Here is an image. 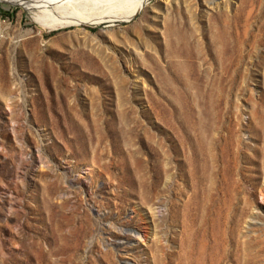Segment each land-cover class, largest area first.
<instances>
[{
  "label": "rangeland",
  "instance_id": "374dc122",
  "mask_svg": "<svg viewBox=\"0 0 264 264\" xmlns=\"http://www.w3.org/2000/svg\"><path fill=\"white\" fill-rule=\"evenodd\" d=\"M5 2L0 264H264V0Z\"/></svg>",
  "mask_w": 264,
  "mask_h": 264
},
{
  "label": "bare ground",
  "instance_id": "6f19581e",
  "mask_svg": "<svg viewBox=\"0 0 264 264\" xmlns=\"http://www.w3.org/2000/svg\"><path fill=\"white\" fill-rule=\"evenodd\" d=\"M4 1H8L10 3H28L31 4L33 8L40 10L41 13L45 12L44 14H38L35 17L36 23L42 29L45 30H55L70 25H78L81 23L99 24L100 22L105 21L104 17L101 18L100 15H91V14L81 15V16L80 15L56 16L55 14H53L52 11L58 8V4L62 0H4ZM111 1H115V3L118 5V7L115 6L116 7L115 9L118 8L117 10L120 12L118 16L112 15L111 17H109L111 18L109 21L112 22L116 20L128 21L131 18L135 17L137 13L143 11L144 7L148 4V2L145 0H111ZM48 7H51V9H49Z\"/></svg>",
  "mask_w": 264,
  "mask_h": 264
},
{
  "label": "water",
  "instance_id": "95a60500",
  "mask_svg": "<svg viewBox=\"0 0 264 264\" xmlns=\"http://www.w3.org/2000/svg\"><path fill=\"white\" fill-rule=\"evenodd\" d=\"M145 1H147L148 4L151 2V0H145ZM5 3H8V2H5ZM8 4H11V3H8ZM11 5H13V4H11ZM19 6H22V5H19ZM30 10H33V9H30ZM131 20H132V18L130 20H128V21H122V22H129Z\"/></svg>",
  "mask_w": 264,
  "mask_h": 264
}]
</instances>
